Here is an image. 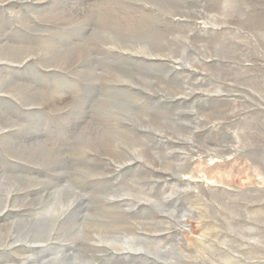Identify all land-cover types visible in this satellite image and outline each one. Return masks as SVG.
I'll return each instance as SVG.
<instances>
[{"label": "rangeland", "instance_id": "obj_1", "mask_svg": "<svg viewBox=\"0 0 264 264\" xmlns=\"http://www.w3.org/2000/svg\"><path fill=\"white\" fill-rule=\"evenodd\" d=\"M0 264H264V0H0Z\"/></svg>", "mask_w": 264, "mask_h": 264}]
</instances>
